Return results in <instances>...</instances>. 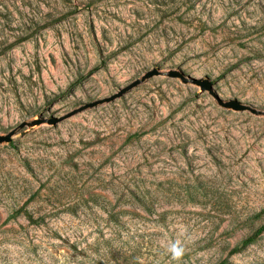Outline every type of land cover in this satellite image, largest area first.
I'll use <instances>...</instances> for the list:
<instances>
[{"label":"rangeland","instance_id":"1","mask_svg":"<svg viewBox=\"0 0 264 264\" xmlns=\"http://www.w3.org/2000/svg\"><path fill=\"white\" fill-rule=\"evenodd\" d=\"M6 133L0 264H264V0H0Z\"/></svg>","mask_w":264,"mask_h":264},{"label":"water","instance_id":"2","mask_svg":"<svg viewBox=\"0 0 264 264\" xmlns=\"http://www.w3.org/2000/svg\"><path fill=\"white\" fill-rule=\"evenodd\" d=\"M159 73V69L157 68H153V69H150L148 70L145 75H144V78H147V77H151L155 74H158ZM170 74L172 76H182L184 78V80H188L186 79L179 71L177 70H171L170 71ZM192 81L199 85L200 88L202 90H205V91H209L210 93L214 94L215 91H214V87H213V81L209 78H192ZM140 83V79H136L134 80L133 82H131L130 84H128L127 86L125 87H122L117 93H115L114 95H112L111 97H109L108 99L106 100H111V99H114L116 97H119L121 96L122 94H124L127 90L131 89L132 87L136 86L137 84ZM221 101V104L224 105V106H230L236 110H242V109H246L247 108V105L242 103L241 101L237 100V99H230L228 101H224V100H220ZM94 104H91L89 106H92ZM86 107V106H85ZM12 139V135L11 133H6V134H0V143L2 142H9L10 140Z\"/></svg>","mask_w":264,"mask_h":264},{"label":"clouds","instance_id":"3","mask_svg":"<svg viewBox=\"0 0 264 264\" xmlns=\"http://www.w3.org/2000/svg\"><path fill=\"white\" fill-rule=\"evenodd\" d=\"M168 251L170 252L172 258L177 261L181 260L186 253L185 247L179 240L172 242Z\"/></svg>","mask_w":264,"mask_h":264},{"label":"trees","instance_id":"4","mask_svg":"<svg viewBox=\"0 0 264 264\" xmlns=\"http://www.w3.org/2000/svg\"><path fill=\"white\" fill-rule=\"evenodd\" d=\"M264 231V224H262L259 228H257L249 237H247L245 240L242 242V246H245L248 242L253 240L255 237H257L260 233ZM238 248H235L231 251V253L236 252Z\"/></svg>","mask_w":264,"mask_h":264}]
</instances>
